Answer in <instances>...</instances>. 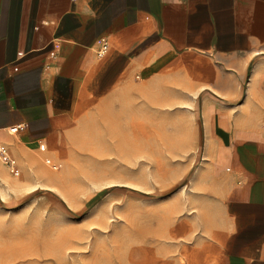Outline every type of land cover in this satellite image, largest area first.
<instances>
[{
    "label": "crops",
    "instance_id": "0c3cea01",
    "mask_svg": "<svg viewBox=\"0 0 264 264\" xmlns=\"http://www.w3.org/2000/svg\"><path fill=\"white\" fill-rule=\"evenodd\" d=\"M92 114L145 129L146 164L188 175L146 180L171 195L146 206L138 264H264V0H0V144L16 167L58 164Z\"/></svg>",
    "mask_w": 264,
    "mask_h": 264
},
{
    "label": "rangeland",
    "instance_id": "374dc122",
    "mask_svg": "<svg viewBox=\"0 0 264 264\" xmlns=\"http://www.w3.org/2000/svg\"><path fill=\"white\" fill-rule=\"evenodd\" d=\"M124 133L92 114L50 156L57 168L39 158L14 174L0 161V264L141 263L146 206L171 195L146 192V180L188 175L146 164L145 129Z\"/></svg>",
    "mask_w": 264,
    "mask_h": 264
},
{
    "label": "built area",
    "instance_id": "2783aa9c",
    "mask_svg": "<svg viewBox=\"0 0 264 264\" xmlns=\"http://www.w3.org/2000/svg\"><path fill=\"white\" fill-rule=\"evenodd\" d=\"M108 41L105 38H101L99 45L95 48V53L97 56H104V54L108 50ZM53 57V55H51ZM47 65L46 67H48ZM0 161L5 164V166L8 168L9 172L11 173H17V167H16V160L11 156L7 148L0 144ZM50 167L57 168V164H51Z\"/></svg>",
    "mask_w": 264,
    "mask_h": 264
}]
</instances>
